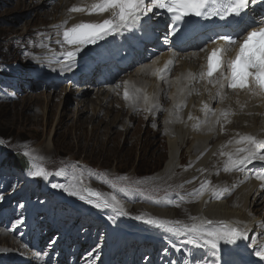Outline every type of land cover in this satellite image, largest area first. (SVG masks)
I'll list each match as a JSON object with an SVG mask.
<instances>
[{
  "label": "rangeland",
  "instance_id": "rangeland-1",
  "mask_svg": "<svg viewBox=\"0 0 264 264\" xmlns=\"http://www.w3.org/2000/svg\"><path fill=\"white\" fill-rule=\"evenodd\" d=\"M59 1L0 0V228L21 245L37 252L42 251L39 239L48 234L45 247L47 254L57 260L53 264L60 263L64 256H67L64 264H82L78 262L80 255H94L96 264L106 260L110 264H148L149 259H154L155 264H169L170 251L163 248L158 254L160 247L138 243L134 229L123 230L113 240L110 227L102 219L94 223L92 212L97 208L69 192L77 191L87 197L79 181L85 177L89 185L100 192V200L111 195L120 198V192H126L135 197L133 203L141 201L154 208L178 211L181 205L192 208L205 195L212 194L220 174L216 173L213 178L204 170L200 179L187 183L181 175L188 161L186 157L172 178L156 176L168 158L167 134L163 128L167 109L164 107L154 121L143 114L131 119L128 109L122 111L123 120H115V113L110 114L108 106L111 102L114 112L120 110L118 105L122 99L116 95L103 105L101 112L99 104H89L84 110L76 108V104L86 98L79 87L106 85L98 82V76L104 77L107 70L118 66L102 67L106 64L101 63L85 72L90 80L74 83L70 74L73 72L76 80L86 60L83 57L64 61V54L74 51L75 46L64 41L63 33L76 16L61 21L58 14L51 13ZM64 2L67 0H63L60 11L65 9ZM151 29L162 31L158 22ZM164 43L162 34L157 33V38L145 42L136 55L148 56L146 62H150L169 50L163 48ZM62 44H67L69 50ZM138 67L139 63L127 68L119 78ZM96 93L91 90L87 97L98 100ZM132 110L141 113L140 103ZM46 145L54 151L52 156L46 155ZM23 160L25 166L20 168ZM40 170L46 174L31 175ZM72 176L78 182L77 188L70 184ZM54 183L63 184L68 192L53 188ZM207 185L209 189H205ZM180 197L188 200L181 201ZM234 197L232 192L225 199ZM82 203L89 205V213L83 214L78 209ZM141 214L143 210L131 211L129 218ZM186 214L182 219L189 217ZM104 215L113 216L112 212ZM19 220L23 223L17 224ZM69 237L72 245L66 252ZM15 252H6L3 261L17 253L24 257L20 254L23 252ZM28 257L26 254L21 262ZM175 262L182 264L180 256Z\"/></svg>",
  "mask_w": 264,
  "mask_h": 264
},
{
  "label": "bare ground",
  "instance_id": "bare-ground-1",
  "mask_svg": "<svg viewBox=\"0 0 264 264\" xmlns=\"http://www.w3.org/2000/svg\"><path fill=\"white\" fill-rule=\"evenodd\" d=\"M101 2L102 0H67V3L64 2L65 9L60 11L63 4V0H60L52 7L51 13L58 14L61 21L67 17L71 19L76 16L70 20L68 30L81 23L98 24L106 19L114 20L116 17L112 10L94 11L93 6ZM145 5L152 11L142 18L141 22L151 17L150 22L144 28L137 25L136 28H129L122 34L107 36L104 40L98 41L96 45L83 47L75 59L84 57L86 64L83 65L76 80L73 79V72L70 77L74 83L90 80L91 78L85 72L88 73L99 63L106 62L110 66L115 59L125 69L140 62L139 67L134 71L130 69L127 74L125 73L126 75L123 74L122 79L119 77L126 70L123 72L120 70L122 72L120 74H118V69L108 72L104 78L98 80V82L105 83L104 86H96V88L88 85L80 86L79 89L81 88L86 98L79 101L76 108L84 110L86 109L84 107L89 104H99L98 111L101 112L103 105L116 95L119 100L122 99L124 102L120 100V106L118 105L120 110L116 112H114L111 102L109 103L110 111H108L110 114L115 113V120H123L125 117L122 115V111L128 109L131 119L143 114L145 118L154 121L164 107L167 109L166 112L164 111L163 128L167 134L168 158L156 176L161 179L172 178L184 158L187 157L188 161L186 160V164L181 169L183 180L187 183L193 182L194 179H200L204 170H207L208 175H212L213 178L216 173H219L220 177L214 182L217 188L212 194L205 195L192 208L187 209L181 205L177 208L178 211L166 207L154 208L142 204L141 201L133 203L136 200L135 197L126 192H120V198H116L119 201L117 208L125 212L126 215H119L110 208L97 209L92 212L94 223L97 224L96 219H102L110 227V237L113 240L120 236L123 230L134 229L138 243L160 247L158 254L163 248L170 251L172 255L169 264H179L175 262L179 256L182 264H193L201 258L207 261L212 256V252L209 249L199 248L188 243L187 241L191 238L190 234H173L152 227L144 221L154 219L164 222L167 227L180 229L192 224H202L206 228L235 227L244 230L249 239L238 242L239 246L232 247L231 251L226 250V247L222 245L218 257L221 264H264V259L254 253V249L259 250V246H264V161L254 159L243 165L237 163L246 154L239 150L251 147L242 138L251 136L255 137L258 142H264V93H260L252 83L249 88L233 90L228 86L230 81L224 80L219 71L211 78L210 82V78L206 76L207 55L212 48L225 46L222 41L218 44L209 41L194 42L189 49L183 52L173 49L166 41L171 49L160 57H156L150 62H146L148 56L143 60L138 58L136 53L143 48L144 42L150 41L158 33L152 32L151 26L155 22L166 24L167 20L162 15L165 10L149 4L148 0H145ZM71 8L83 9V11L71 12ZM62 47L69 50L67 44H62ZM149 50L157 52L152 48ZM236 52V47L231 48L224 55V60L232 59ZM223 71L228 74L226 65ZM220 83H223V89H221ZM143 87L145 89L141 92L140 89ZM91 90H96L98 100L87 97ZM137 103H140L141 113H134L132 110ZM98 111L97 113H99ZM44 148L47 156L53 155L54 151L49 145ZM184 149H186L185 152ZM257 151L264 154V144ZM0 162L2 161L0 160ZM89 167L91 166L89 165ZM205 180L203 177L202 181L205 182ZM79 181L83 188L85 185L91 187L85 177H81ZM77 183L76 178L72 176L70 184L77 188ZM205 189H209V185ZM225 190L228 192L221 194ZM232 192L235 193V197L225 199L230 197ZM100 196L91 198L96 203H101L104 199L100 200ZM112 196L107 200L115 203L111 200ZM180 200L187 201L188 198L180 197ZM163 203L169 204L168 202ZM77 207L82 210L83 214L90 212L88 211L89 205L85 203ZM142 210L144 214L136 216V218H129L131 211ZM105 212H112L113 216L108 218L104 215ZM186 212H189L188 215ZM183 214L189 217L182 219ZM127 218L129 220L125 222ZM208 220L213 223L208 225L206 223ZM253 232L256 233L251 238ZM47 237L48 234H45L39 239L42 241L41 252L31 251L0 228V242H2L0 243V264H53L57 260L46 252ZM67 240L66 252L72 245V239L69 237ZM24 247L27 248L26 251ZM9 251L23 252L20 254H23L24 257L17 253L10 256L5 262L3 258ZM26 254L29 255L28 260L22 263L21 260L26 258ZM63 259L59 264H64L67 256H64ZM78 262L96 264L94 255L88 257L80 255ZM102 264L110 263L106 260ZM148 264H155L154 259H149Z\"/></svg>",
  "mask_w": 264,
  "mask_h": 264
},
{
  "label": "snow or ice",
  "instance_id": "snow-or-ice-1",
  "mask_svg": "<svg viewBox=\"0 0 264 264\" xmlns=\"http://www.w3.org/2000/svg\"><path fill=\"white\" fill-rule=\"evenodd\" d=\"M264 4V0H259ZM149 4L155 5L158 9L166 10L162 13L167 18V31L163 35V40L168 41L170 37H176L178 40L183 37L181 32V22L187 23L185 17H202L204 19L218 18L223 22L224 26L232 25L240 29L242 42L237 43V40L232 35L218 34L215 39L209 38V42L218 43L219 40L225 42V46H221L212 50L208 56L206 76L211 78L219 71L224 80H229V87L233 90L249 88L250 81L254 88H258L260 93H264V19L259 21L252 19L249 22V9L255 11L253 5L257 0H148ZM97 12H106L112 10L115 13V19H106L102 23H81L70 30H65L63 33L64 41L70 45H75L74 51H68L64 54V61L74 60L83 47L88 45H96L98 41L104 40L107 36L114 34H122L129 28H144L151 20V17L144 19L148 12L152 9L145 5V0H102L93 6ZM72 11H83V9L74 8ZM231 17V20L228 18ZM258 30H250V29ZM246 32V35L244 33ZM180 33V36H177ZM59 43V41H58ZM233 47L238 48V55L234 59L225 61L224 55ZM227 67L225 74L223 69ZM223 89V83H220ZM127 97V93L125 94ZM251 147L240 149L246 154L238 160V164L243 165L251 162L254 159L264 161V154H260L257 149H260L264 142H258L255 137H244ZM227 170V169H226ZM44 170L31 173L35 177L45 175ZM53 188H59L68 192L63 184L54 183ZM88 196L79 195L77 191L69 192L70 195L77 196L82 201L93 205L97 209L110 208L116 211L119 215H126L125 212L117 208L119 201L115 196L111 200L105 199L101 203H96L91 197H99L100 193L87 190ZM139 219V217H137ZM152 227L161 230H166L173 234L189 235L191 238L187 241L199 248L209 249L212 256L207 261L201 258L196 264H221L218 259L221 253V246H225L226 250L231 251L232 247H238L241 241L249 239L244 230L232 227L224 228H206L202 224H192L180 228L167 227L164 222L154 219L144 221ZM23 221H17V224H22ZM211 225L213 221L206 222ZM55 243V241H51ZM231 246V247H229ZM254 253L264 259V246H259V250L254 249Z\"/></svg>",
  "mask_w": 264,
  "mask_h": 264
},
{
  "label": "water",
  "instance_id": "water-1",
  "mask_svg": "<svg viewBox=\"0 0 264 264\" xmlns=\"http://www.w3.org/2000/svg\"><path fill=\"white\" fill-rule=\"evenodd\" d=\"M92 190L93 192H96V190L93 188V187H86V185L84 186V191H85V193L88 195V191L87 190Z\"/></svg>",
  "mask_w": 264,
  "mask_h": 264
},
{
  "label": "trees",
  "instance_id": "trees-1",
  "mask_svg": "<svg viewBox=\"0 0 264 264\" xmlns=\"http://www.w3.org/2000/svg\"><path fill=\"white\" fill-rule=\"evenodd\" d=\"M25 166V161L23 160V161H21V166H20V168H23Z\"/></svg>",
  "mask_w": 264,
  "mask_h": 264
}]
</instances>
